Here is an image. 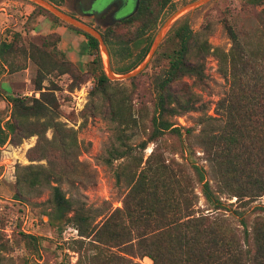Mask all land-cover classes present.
Here are the masks:
<instances>
[{
    "label": "trees",
    "instance_id": "obj_1",
    "mask_svg": "<svg viewBox=\"0 0 264 264\" xmlns=\"http://www.w3.org/2000/svg\"><path fill=\"white\" fill-rule=\"evenodd\" d=\"M49 1L60 6L65 0ZM247 2L264 5V0ZM172 4L173 0H139L135 13L103 32L106 44L111 46L113 37L131 26L133 31H125L128 38L122 43L138 41L158 25L163 10ZM262 14L260 25L251 30L240 29L225 18L224 27L231 39L228 50L209 42V26L195 31L187 20L177 22V27L174 24V35L160 45L150 62L166 64L152 79L155 109L149 126L141 125L133 109L110 93L119 81L111 80L101 69L91 94L108 101L101 113L113 124L114 140L101 158L112 167L116 182L126 188L122 206H93L68 196L60 185L65 172L54 168L45 177L34 171L28 174L30 177L17 179L15 197L20 201L25 199L21 185L46 180L53 204L51 224L61 232L67 225L78 230L72 246L66 247L78 253V260L66 264H143L137 258L146 256L152 264H264V203L253 204L264 196V10ZM79 31L101 62L100 41ZM17 35L12 41H0L3 66L11 67L9 56L17 50ZM34 47L48 55L44 46ZM150 48L148 45L130 64L113 68L114 72L125 74L138 68ZM208 55L217 57L229 85L216 102L214 114L183 80L188 76L196 83L207 84ZM61 66L62 73L76 71L70 61H63ZM43 80L38 76L35 82L39 97L10 96L11 115L5 122L0 117V145H19L37 135L38 142L29 151L31 160L36 159L34 155L43 159L56 153L48 152L46 141L69 160L79 148L77 132L59 120L56 88H45ZM189 111L200 112L196 134L194 126L175 122V117ZM49 129H53L52 140L45 136ZM141 133L146 138L134 144L132 140ZM166 136L179 139L182 152L189 150V157L183 155V161H179L167 156L162 147ZM151 142L155 147L146 156L144 151ZM194 145L202 149L208 168L189 160ZM198 186L207 205L204 209L198 207ZM234 197L236 201L231 203H237L238 208L229 212L226 200ZM23 235L40 257L38 237ZM8 249L9 242L0 234V261Z\"/></svg>",
    "mask_w": 264,
    "mask_h": 264
},
{
    "label": "rangeland",
    "instance_id": "obj_2",
    "mask_svg": "<svg viewBox=\"0 0 264 264\" xmlns=\"http://www.w3.org/2000/svg\"><path fill=\"white\" fill-rule=\"evenodd\" d=\"M102 1L96 0L94 9H97ZM189 1L192 0H173V4L163 10L158 25L138 41L122 43L123 39L128 38L125 31L130 33L134 27L123 28L113 37L111 46L107 45L108 52L100 49L99 62L98 55L92 53L87 37L59 17L60 20L56 19V15L45 6L33 0H0V41H12L15 33L18 34L15 41L17 50L9 56L11 67L7 64L3 66L0 62V117L5 122L11 115L10 96L39 97L35 82L38 76L44 77L45 88H56L61 108L59 120L76 130L79 143L73 157L66 160L55 149L54 144L46 141L44 145L48 152H56L49 157L51 161L49 158L41 159L38 155H34L36 159L31 160L29 151L37 144V135L25 138L19 145L9 142L0 145V234L9 242V249L3 252L0 264H66L68 261L75 263L78 260L77 252L66 249L72 246V238L77 236L78 230L72 225H67L61 232V228L50 222L53 204L51 188L47 181L37 185H21L25 199L20 201L15 197L18 177H30L28 174L34 171L45 177L49 169L54 168L65 172L60 185L68 196L80 198L93 206L103 203L113 207L122 206L126 188L116 182L112 167L105 164L101 158L106 146L114 140L113 124L101 113L108 101L101 95L93 96L91 90L101 69L108 74L109 62L112 68H120L138 58L148 45L151 52L162 24ZM88 5L89 0H65L60 7L78 20L98 28L102 33L108 30L104 25L110 22L109 19L101 20L97 16L83 14ZM134 8L135 2L132 8L125 9L118 18L131 14ZM263 10L264 5L252 6L247 0H210L181 14L164 31L160 45L174 35V24H177V27V22L187 20L195 31L209 26V42L228 50L231 47V39L224 27L225 18L240 29L251 30L260 25ZM34 46H44L48 55L37 51ZM63 61L72 62L76 67L74 74L61 72ZM150 62L139 75L117 80L119 83L114 84L110 90L116 99L125 101L126 105L133 109L141 125L145 126L150 125L155 109L153 76L166 64L165 61ZM206 71L209 79L205 85L196 83L193 77L186 76L183 80L207 102L209 113L214 114L216 102L224 95L229 85L219 70L216 56H207ZM109 78L114 80L110 76ZM199 115V111H189L175 117V122L185 127L194 126L196 134L200 128L197 123ZM45 136L52 140L53 129H49ZM144 138L146 134L141 133L134 137L132 142L137 144ZM154 147V142L149 143L144 151L145 155H149ZM162 147L167 156L175 157L179 161H183V155L189 157V150L182 152L181 141L174 137L166 136ZM201 150L199 146L194 145L195 152L189 160L208 168ZM118 163L119 161H116V164ZM29 165L32 167L24 168ZM52 180L51 184H55ZM197 192L200 195L198 207L204 209L207 205L200 186L197 187ZM235 201L236 197L226 200L229 212L238 208L237 203H231ZM259 203H264V196L253 204ZM24 232L38 237L40 257L35 252L34 245L26 243ZM137 261L143 264L153 263L147 256L137 258Z\"/></svg>",
    "mask_w": 264,
    "mask_h": 264
},
{
    "label": "water",
    "instance_id": "obj_3",
    "mask_svg": "<svg viewBox=\"0 0 264 264\" xmlns=\"http://www.w3.org/2000/svg\"><path fill=\"white\" fill-rule=\"evenodd\" d=\"M33 1L45 6L46 8L51 10V12H53L56 16L61 18L63 21H65V22L69 23L70 25L76 27L77 29H79L83 32H86V33L94 36L95 38H97L100 41L101 48L108 52V47H107V44L104 40L103 33L99 29L78 20L77 18L72 16L70 13L65 11L63 8H61L60 6L54 4L53 2H51L49 0H33ZM208 1H210V0H192V1L187 2L185 5H183L179 9H177L171 16H169L166 19V21L162 24L161 28L159 29L157 40H156L148 58L146 59V61H144L138 68L134 69L133 71H131L127 74L115 73L110 62H109L108 68H107L109 76L114 80H125V79H129V78H132V77L140 74L143 70L146 69L148 63L150 62V60L153 58L154 54L156 53L160 43L162 42L164 31H166L171 26V24L181 14H183V13L187 12L188 10L195 8L201 4H204ZM93 2H95V1H93ZM136 6H137V3L135 5V8H136ZM105 7L106 6L98 7V11H104Z\"/></svg>",
    "mask_w": 264,
    "mask_h": 264
},
{
    "label": "flooded vegetation",
    "instance_id": "obj_4",
    "mask_svg": "<svg viewBox=\"0 0 264 264\" xmlns=\"http://www.w3.org/2000/svg\"><path fill=\"white\" fill-rule=\"evenodd\" d=\"M96 0H89V5L84 9L83 14L90 15V16H97L101 20H107L109 19L110 22L107 23V25H104L105 27H108L111 25V23H114L116 21L121 20L122 18L128 17L131 14L135 13L139 6V0H103L100 2V5L97 6V9H94ZM137 3L136 8H134V11L122 18H118L120 14H122L125 9L132 8ZM106 6L104 11H98V7ZM94 27V26H93ZM96 28V27H95ZM98 29V28H97Z\"/></svg>",
    "mask_w": 264,
    "mask_h": 264
},
{
    "label": "built area",
    "instance_id": "obj_5",
    "mask_svg": "<svg viewBox=\"0 0 264 264\" xmlns=\"http://www.w3.org/2000/svg\"><path fill=\"white\" fill-rule=\"evenodd\" d=\"M77 231V230H76Z\"/></svg>",
    "mask_w": 264,
    "mask_h": 264
}]
</instances>
